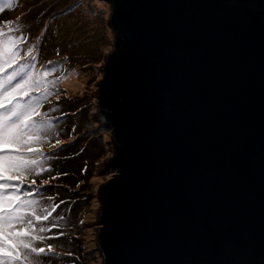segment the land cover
<instances>
[{
	"label": "water",
	"instance_id": "95a60500",
	"mask_svg": "<svg viewBox=\"0 0 264 264\" xmlns=\"http://www.w3.org/2000/svg\"><path fill=\"white\" fill-rule=\"evenodd\" d=\"M106 1L102 264H264V0Z\"/></svg>",
	"mask_w": 264,
	"mask_h": 264
},
{
	"label": "rangeland",
	"instance_id": "374dc122",
	"mask_svg": "<svg viewBox=\"0 0 264 264\" xmlns=\"http://www.w3.org/2000/svg\"><path fill=\"white\" fill-rule=\"evenodd\" d=\"M111 10L106 0H13L11 7L0 0V85L7 89V77L23 63L36 73L47 70L49 61L55 67L44 85L45 92L52 94L41 95L40 107L42 116L53 122L52 130L43 133V143L34 147L51 157L47 165L56 166L64 158L69 171L35 175L28 183L35 179L38 187L54 185L42 192L46 202L49 196L50 203L64 202L57 211L65 219L51 233H44L53 239L38 245L53 244L61 257L59 264H102L97 237L99 190L116 170L108 165L114 151L112 130L97 120V95L105 59L116 47ZM13 54L16 62L9 66ZM104 168L108 170L103 172ZM57 183L74 190L63 187L67 191L61 192Z\"/></svg>",
	"mask_w": 264,
	"mask_h": 264
},
{
	"label": "snow or ice",
	"instance_id": "6c2138e0",
	"mask_svg": "<svg viewBox=\"0 0 264 264\" xmlns=\"http://www.w3.org/2000/svg\"><path fill=\"white\" fill-rule=\"evenodd\" d=\"M5 2L11 7L13 0ZM14 62L15 54L9 66ZM48 63L42 73L28 63L20 64L7 77L9 87L0 85V110L6 109L0 111V264H59L61 259L53 244L38 245L53 239L44 233L65 219L57 211L64 202L50 203V196L46 202L42 192L51 187H38L35 179L28 183V178L52 171L44 167L51 157L34 147L43 143V133L52 130L53 122L40 111L41 95L52 94L44 89L45 78L55 73Z\"/></svg>",
	"mask_w": 264,
	"mask_h": 264
},
{
	"label": "trees",
	"instance_id": "16d2710c",
	"mask_svg": "<svg viewBox=\"0 0 264 264\" xmlns=\"http://www.w3.org/2000/svg\"><path fill=\"white\" fill-rule=\"evenodd\" d=\"M103 127V126H102ZM59 164H57L56 166H54L53 164H49V165H47V164H45V165H47L46 166V168H51L52 169V171H56L58 174H65V173H68V171L69 170H66V167L67 166H69L67 163H65V162H67L64 158H60L59 160ZM81 163H82V161H81ZM44 165V166H45ZM61 169V170H60ZM103 170V172H105V171H107L108 170V168H104V169H102ZM44 174V173H43ZM41 175V174H40ZM39 175V176H40ZM65 180L67 179V177L66 178H64ZM41 181V179L39 180V182ZM48 186H52V187H54V185H48ZM56 186V185H55ZM51 187V188H52ZM57 187H60L59 188V190L61 191V192H64V193H66V191H67V189L69 188L70 190H74V188L73 187H71V186H69V185H67V184H59V183H57ZM67 188V189H65V190H63L64 188ZM70 190H68L69 192H71Z\"/></svg>",
	"mask_w": 264,
	"mask_h": 264
},
{
	"label": "bare ground",
	"instance_id": "6f19581e",
	"mask_svg": "<svg viewBox=\"0 0 264 264\" xmlns=\"http://www.w3.org/2000/svg\"><path fill=\"white\" fill-rule=\"evenodd\" d=\"M106 129V128H105Z\"/></svg>",
	"mask_w": 264,
	"mask_h": 264
}]
</instances>
